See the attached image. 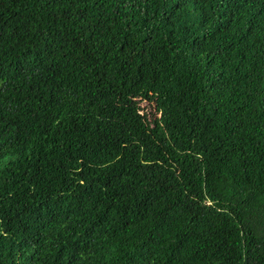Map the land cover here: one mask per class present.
<instances>
[{
  "label": "trees",
  "instance_id": "1",
  "mask_svg": "<svg viewBox=\"0 0 264 264\" xmlns=\"http://www.w3.org/2000/svg\"><path fill=\"white\" fill-rule=\"evenodd\" d=\"M0 264H264V0H0Z\"/></svg>",
  "mask_w": 264,
  "mask_h": 264
}]
</instances>
